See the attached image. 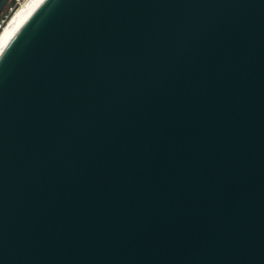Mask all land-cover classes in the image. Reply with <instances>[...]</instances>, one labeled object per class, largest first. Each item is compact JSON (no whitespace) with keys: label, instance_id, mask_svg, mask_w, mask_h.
Segmentation results:
<instances>
[{"label":"water","instance_id":"95a60500","mask_svg":"<svg viewBox=\"0 0 264 264\" xmlns=\"http://www.w3.org/2000/svg\"><path fill=\"white\" fill-rule=\"evenodd\" d=\"M0 264H264V0H45L0 52Z\"/></svg>","mask_w":264,"mask_h":264},{"label":"bare ground","instance_id":"6f19581e","mask_svg":"<svg viewBox=\"0 0 264 264\" xmlns=\"http://www.w3.org/2000/svg\"><path fill=\"white\" fill-rule=\"evenodd\" d=\"M45 0H26L0 31V52L22 24Z\"/></svg>","mask_w":264,"mask_h":264},{"label":"built area","instance_id":"2783aa9c","mask_svg":"<svg viewBox=\"0 0 264 264\" xmlns=\"http://www.w3.org/2000/svg\"><path fill=\"white\" fill-rule=\"evenodd\" d=\"M26 0H13V4L10 7L9 13L6 16V20L3 21V24L0 25V29L3 28V25L8 22L11 16L25 3Z\"/></svg>","mask_w":264,"mask_h":264},{"label":"flooded vegetation","instance_id":"af4514ba","mask_svg":"<svg viewBox=\"0 0 264 264\" xmlns=\"http://www.w3.org/2000/svg\"><path fill=\"white\" fill-rule=\"evenodd\" d=\"M12 4L13 0H0V21L7 16Z\"/></svg>","mask_w":264,"mask_h":264},{"label":"rangeland","instance_id":"374dc122","mask_svg":"<svg viewBox=\"0 0 264 264\" xmlns=\"http://www.w3.org/2000/svg\"><path fill=\"white\" fill-rule=\"evenodd\" d=\"M4 20H6V17H5L3 20L0 21V25L3 24V21H4ZM4 25H5V24H4ZM4 25H3V26H4ZM0 31H1V29H0Z\"/></svg>","mask_w":264,"mask_h":264}]
</instances>
